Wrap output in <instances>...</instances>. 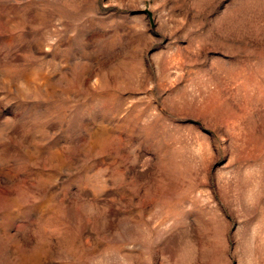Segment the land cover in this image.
Masks as SVG:
<instances>
[{
    "label": "rangeland",
    "instance_id": "rangeland-1",
    "mask_svg": "<svg viewBox=\"0 0 264 264\" xmlns=\"http://www.w3.org/2000/svg\"><path fill=\"white\" fill-rule=\"evenodd\" d=\"M0 264H264V0H0Z\"/></svg>",
    "mask_w": 264,
    "mask_h": 264
}]
</instances>
